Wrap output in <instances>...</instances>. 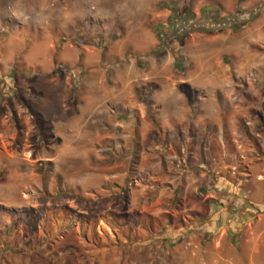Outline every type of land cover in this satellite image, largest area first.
Here are the masks:
<instances>
[{"label": "rangeland", "instance_id": "rangeland-1", "mask_svg": "<svg viewBox=\"0 0 264 264\" xmlns=\"http://www.w3.org/2000/svg\"><path fill=\"white\" fill-rule=\"evenodd\" d=\"M0 264H264V0H0Z\"/></svg>", "mask_w": 264, "mask_h": 264}, {"label": "trees", "instance_id": "trees-1", "mask_svg": "<svg viewBox=\"0 0 264 264\" xmlns=\"http://www.w3.org/2000/svg\"><path fill=\"white\" fill-rule=\"evenodd\" d=\"M192 18L193 15L189 10L184 11L183 14L179 16L177 10L172 9L170 11V18L168 19V31L162 36H157L158 51L156 50L154 55L158 57L164 56L166 53L165 44L171 39H176L182 43V41L191 33H211V30L208 28L209 25H204L203 23L220 25V23L224 24L228 22L224 27L222 26L216 30V32H222L223 30L237 31L244 24V22H238L236 16H223L221 9L214 4L202 7L200 9V22L202 23L196 24L193 22ZM39 117L40 116L36 113L33 115V119L36 121V123L39 122Z\"/></svg>", "mask_w": 264, "mask_h": 264}, {"label": "crops", "instance_id": "crops-1", "mask_svg": "<svg viewBox=\"0 0 264 264\" xmlns=\"http://www.w3.org/2000/svg\"><path fill=\"white\" fill-rule=\"evenodd\" d=\"M216 145H217V147H221V146H224L225 147V145H224V143H223V140H218V139H216ZM182 154V153H181ZM191 155H194L193 153L192 154H186V156L188 157V158H190V156ZM199 155H200V157H201V159H203V156H202V154L201 153H199ZM205 155H207V156H209L210 158L212 157L211 156V149H210V147H208L207 146V148H206V154ZM195 157V156H194ZM185 158V157H184ZM186 160V159H185ZM203 165H205V162L203 163ZM199 168H201V167H198V171L200 172L201 170L199 169ZM190 169V168H189ZM197 170V169H196ZM190 175H192L191 173H189ZM189 174H188V176H189ZM201 174H203V173H200V175ZM255 253H257V251H255Z\"/></svg>", "mask_w": 264, "mask_h": 264}]
</instances>
